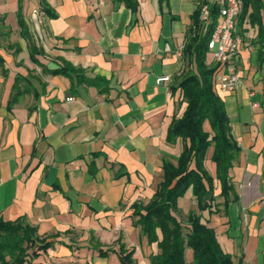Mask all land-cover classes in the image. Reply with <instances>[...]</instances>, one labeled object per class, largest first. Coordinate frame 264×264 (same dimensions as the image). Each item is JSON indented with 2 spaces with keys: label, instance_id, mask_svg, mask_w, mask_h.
<instances>
[{
  "label": "crops",
  "instance_id": "0c3cea01",
  "mask_svg": "<svg viewBox=\"0 0 264 264\" xmlns=\"http://www.w3.org/2000/svg\"><path fill=\"white\" fill-rule=\"evenodd\" d=\"M199 2L0 0V218H23L50 242L34 264H121L120 245L133 264H151L159 252L132 205L149 201L163 160L176 163L182 148L167 141L186 106L170 86L186 68L187 35L203 33ZM236 29L241 83L213 85L238 146L234 196L225 201L214 178L209 206L199 211L190 187L176 216L185 222L195 209L235 264H264V0L246 7ZM206 63L214 65L208 50Z\"/></svg>",
  "mask_w": 264,
  "mask_h": 264
},
{
  "label": "trees",
  "instance_id": "16d2710c",
  "mask_svg": "<svg viewBox=\"0 0 264 264\" xmlns=\"http://www.w3.org/2000/svg\"><path fill=\"white\" fill-rule=\"evenodd\" d=\"M242 1L240 16L250 3L259 2ZM215 18L216 12L212 9L213 22ZM194 23L199 26L198 9ZM196 29L189 32L184 46L186 68L170 86L172 91L180 90L181 100L186 103L180 116L173 115L167 132L168 142L181 140L180 154L176 163L163 160L162 180L149 201L132 205V214L137 216L134 224L139 226L148 242H156L159 249L150 256L151 264H235L231 255L220 247L213 228L201 222V216L195 209L188 211L185 222L176 216L177 200L190 187L197 209H206L215 197L214 178L220 183V195L225 201L230 194L234 196L228 170L238 153V146L231 136L224 102L213 87L214 66L206 63L210 30L200 34ZM205 122H208L210 130L204 128ZM210 147L215 177L205 165ZM49 246L50 242L41 238L36 227L23 218H0V264H34L32 259L38 250ZM187 247L192 249L191 261L185 259ZM118 254L121 264H133L132 250L120 245Z\"/></svg>",
  "mask_w": 264,
  "mask_h": 264
},
{
  "label": "built area",
  "instance_id": "2783aa9c",
  "mask_svg": "<svg viewBox=\"0 0 264 264\" xmlns=\"http://www.w3.org/2000/svg\"><path fill=\"white\" fill-rule=\"evenodd\" d=\"M212 9L216 12L214 22ZM242 9V0H202L198 3L199 26L203 33L210 30L207 50L214 60L212 82L221 91L234 90L241 83L235 62L239 50L236 26ZM38 13L34 10L35 16ZM169 79V76H160L156 78V82H167ZM67 99L71 100L73 97L69 96Z\"/></svg>",
  "mask_w": 264,
  "mask_h": 264
}]
</instances>
